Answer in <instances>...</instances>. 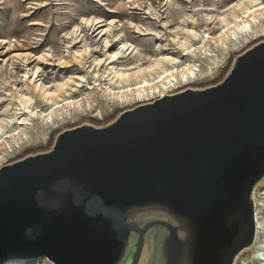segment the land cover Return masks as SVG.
<instances>
[{
  "label": "water",
  "instance_id": "water-1",
  "mask_svg": "<svg viewBox=\"0 0 264 264\" xmlns=\"http://www.w3.org/2000/svg\"><path fill=\"white\" fill-rule=\"evenodd\" d=\"M264 39L219 81L59 131L0 165V264H235L257 238Z\"/></svg>",
  "mask_w": 264,
  "mask_h": 264
},
{
  "label": "rangeland",
  "instance_id": "rangeland-1",
  "mask_svg": "<svg viewBox=\"0 0 264 264\" xmlns=\"http://www.w3.org/2000/svg\"><path fill=\"white\" fill-rule=\"evenodd\" d=\"M238 1L0 0V118L14 112L16 100L9 96L10 92L26 91V68L35 71L38 66L32 78L49 90L71 76L86 77L82 93L73 92L70 104L63 107L48 110L42 98L33 94L28 124L21 133L5 137L0 144V165L48 150L56 134L65 128L82 123L104 125L122 110L155 97L119 102L118 94L108 96L100 84L86 87L91 76L103 78L111 67L132 71L159 56L179 55L178 68L192 59L200 61L197 79L187 86L202 87L222 79L236 54L264 39V16L259 19V26H253V31L240 34L236 40L227 32L218 31L220 24L215 15L226 13ZM191 29L207 30L209 37L205 46L192 38L193 49L185 53L177 40ZM79 54L81 63L73 59ZM42 55L45 61L40 58ZM25 57L28 61H24ZM66 60H70L69 66H63ZM12 61L14 69L8 70ZM254 196L256 211L259 208V216L264 218V205H260L264 181ZM259 240L264 242V231L257 232L252 247L242 251L235 264H260L255 256ZM30 262L10 260L4 264Z\"/></svg>",
  "mask_w": 264,
  "mask_h": 264
},
{
  "label": "bare ground",
  "instance_id": "bare-ground-1",
  "mask_svg": "<svg viewBox=\"0 0 264 264\" xmlns=\"http://www.w3.org/2000/svg\"><path fill=\"white\" fill-rule=\"evenodd\" d=\"M229 7L231 8V6ZM263 16L264 0H239L226 13L215 15L217 20L213 19L220 24L219 32H227L230 34L232 40H236L240 34L253 31V26H259V19ZM206 31L187 30L183 39L177 41L185 53L190 52L193 49L192 38H197L198 42H202V46H205V42L209 37ZM40 58L44 61L46 60L44 55ZM27 59L28 57H25L24 61ZM73 59L81 63V54L79 56L73 55ZM179 59V55L175 57L159 56L148 65L138 67L132 71L111 67L103 78H99L96 75L91 76L90 79L92 81L88 82L89 85H86V87L92 88L95 84H100V88L108 96L118 94L120 96L119 102L142 101L156 94L164 93L176 84L184 83L195 77L191 62H184L182 67L181 65L180 68L176 67ZM69 61L62 62L63 66H69ZM14 64L15 62H10L7 69H14ZM24 65H27V63H24ZM38 68L36 66L35 71L34 69H25L23 83L26 91L24 93L14 90L9 94L10 97L16 100L15 108L12 115L0 118V144L4 141L5 137H15L16 134L21 133L23 131L21 129L28 124L27 120L33 112V94L42 98L43 106H46L48 110H53L59 106L69 105L73 92L82 93L83 81H86L84 75L71 76L58 84L55 89L49 90L46 87L40 86L32 78V75L34 76ZM260 205H264V198L261 200ZM255 217L257 232L264 231V218L259 216V208L255 213ZM256 248L255 256L259 259L260 264H264V242L259 240Z\"/></svg>",
  "mask_w": 264,
  "mask_h": 264
},
{
  "label": "built area",
  "instance_id": "built-area-1",
  "mask_svg": "<svg viewBox=\"0 0 264 264\" xmlns=\"http://www.w3.org/2000/svg\"><path fill=\"white\" fill-rule=\"evenodd\" d=\"M191 66H192L193 72L195 73V77L193 79L187 80L184 83L176 84L174 87L170 88L169 90L165 91L164 93L156 94L155 97L163 95L165 93H171V92L177 91L179 89H182V88L186 87L187 85L191 84L195 79H197V76L200 73V61L192 59L191 60ZM28 261L29 262L31 261V262L27 263V264H53L46 257L31 259V260H28Z\"/></svg>",
  "mask_w": 264,
  "mask_h": 264
}]
</instances>
